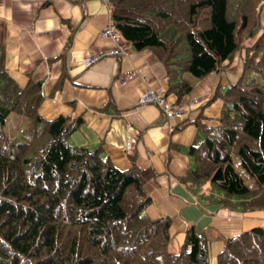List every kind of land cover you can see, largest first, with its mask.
<instances>
[{
  "label": "trees",
  "instance_id": "16d2710c",
  "mask_svg": "<svg viewBox=\"0 0 264 264\" xmlns=\"http://www.w3.org/2000/svg\"><path fill=\"white\" fill-rule=\"evenodd\" d=\"M108 2L122 39L164 64L178 103L193 91L186 74L226 72L244 54L238 82L216 92L219 125L196 121L203 139L188 149L192 165L180 180L194 192L213 183L232 210H264V0ZM44 98L41 82L21 86L9 75L0 44V264H209V241L194 225L171 252V218L145 214L155 171L139 167L135 152L120 170L102 144L74 145L84 120L45 119ZM12 113L26 118L16 137L7 131ZM218 264H264V227L226 239Z\"/></svg>",
  "mask_w": 264,
  "mask_h": 264
},
{
  "label": "crops",
  "instance_id": "0c3cea01",
  "mask_svg": "<svg viewBox=\"0 0 264 264\" xmlns=\"http://www.w3.org/2000/svg\"><path fill=\"white\" fill-rule=\"evenodd\" d=\"M111 22L108 0H0L7 72L21 86L41 82L45 98L39 113L45 119L84 120L70 135L74 145L102 144L120 170L129 169L130 155L137 153L139 167L156 173L145 185L150 199L145 214L171 218L170 251L179 252L194 225L209 241V264H218L226 239L264 227V210H232L217 202L223 195L211 183L194 192L180 178L192 165L188 149L203 139L196 121L219 125L224 102L216 92L238 82L244 54L237 53L226 72L203 79L185 75L193 91L178 103L177 95L168 92L164 64L128 41L123 40L126 55H106L86 66L89 57L114 48L101 35ZM148 90L164 95L181 113L166 116L153 104L140 106L138 99ZM107 104L110 109L101 111Z\"/></svg>",
  "mask_w": 264,
  "mask_h": 264
},
{
  "label": "built area",
  "instance_id": "2783aa9c",
  "mask_svg": "<svg viewBox=\"0 0 264 264\" xmlns=\"http://www.w3.org/2000/svg\"><path fill=\"white\" fill-rule=\"evenodd\" d=\"M102 37L109 39L113 42L114 48L111 49L107 54H97L95 56L89 57L85 64L86 66H91L95 62H97L101 57H104L106 55L113 56V57H121L128 53V49L124 46L123 39L121 36V33L117 29L114 21L111 22L105 30L102 32ZM198 101V100H196ZM138 104L140 106L145 104H153L157 106L164 115L170 116V115H176L180 114L181 110L175 106H173L171 103H169L164 95L159 94L158 92L148 90L144 95H142L138 99Z\"/></svg>",
  "mask_w": 264,
  "mask_h": 264
},
{
  "label": "rangeland",
  "instance_id": "374dc122",
  "mask_svg": "<svg viewBox=\"0 0 264 264\" xmlns=\"http://www.w3.org/2000/svg\"><path fill=\"white\" fill-rule=\"evenodd\" d=\"M251 41H249L250 43ZM187 76H191L190 74H186ZM187 79V77H186ZM19 116L16 113H12L9 117V121L7 124V131L9 133L10 136L12 137H16L18 136V134L20 133V131L22 130V128L24 127L25 123H26V118H21V119H17ZM25 120V121H24ZM235 165L237 170L243 175L245 181L247 182V184H251L252 180L247 176V174L244 172L240 160L238 157H235ZM210 183V182H209ZM212 187L216 190L217 193H220L221 191L216 187V185H214L213 183L211 184ZM223 197V196H222Z\"/></svg>",
  "mask_w": 264,
  "mask_h": 264
},
{
  "label": "water",
  "instance_id": "95a60500",
  "mask_svg": "<svg viewBox=\"0 0 264 264\" xmlns=\"http://www.w3.org/2000/svg\"><path fill=\"white\" fill-rule=\"evenodd\" d=\"M149 200H150V199H147V200H146V203H148V202H149Z\"/></svg>",
  "mask_w": 264,
  "mask_h": 264
}]
</instances>
